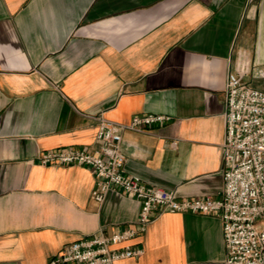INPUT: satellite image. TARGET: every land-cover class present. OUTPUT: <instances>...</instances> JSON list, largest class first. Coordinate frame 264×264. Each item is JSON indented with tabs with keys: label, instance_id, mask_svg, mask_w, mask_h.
I'll return each mask as SVG.
<instances>
[{
	"label": "crops",
	"instance_id": "1",
	"mask_svg": "<svg viewBox=\"0 0 264 264\" xmlns=\"http://www.w3.org/2000/svg\"><path fill=\"white\" fill-rule=\"evenodd\" d=\"M238 50L264 66V0H0V264L134 224L139 204L90 199L91 172L41 152L95 145L97 117L169 118L125 132V172L177 198L223 191L224 90ZM176 142V147L171 146ZM115 264H220L219 218L162 213Z\"/></svg>",
	"mask_w": 264,
	"mask_h": 264
},
{
	"label": "built area",
	"instance_id": "2",
	"mask_svg": "<svg viewBox=\"0 0 264 264\" xmlns=\"http://www.w3.org/2000/svg\"><path fill=\"white\" fill-rule=\"evenodd\" d=\"M223 191L217 198H177L126 174L122 153L125 132H145L166 124L167 116L141 114L120 124L97 117L95 145L41 152L42 166H80L95 178L90 199L102 204L119 192L139 204L133 225L105 235L97 233L63 246L48 264H115L136 259L143 249L126 244L143 237L162 213H190L220 219L225 257L220 264H264V66L245 50L236 52L224 90ZM171 146L176 147V142Z\"/></svg>",
	"mask_w": 264,
	"mask_h": 264
}]
</instances>
